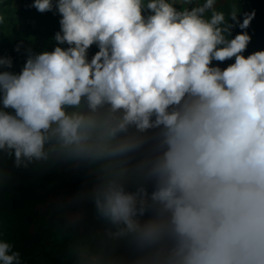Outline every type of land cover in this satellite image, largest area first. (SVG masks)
Returning a JSON list of instances; mask_svg holds the SVG:
<instances>
[{
  "label": "clouds",
  "instance_id": "obj_1",
  "mask_svg": "<svg viewBox=\"0 0 264 264\" xmlns=\"http://www.w3.org/2000/svg\"><path fill=\"white\" fill-rule=\"evenodd\" d=\"M217 4L28 5L60 29L19 73L0 57V150L88 164L105 227L77 264H264V50L244 55L254 11Z\"/></svg>",
  "mask_w": 264,
  "mask_h": 264
},
{
  "label": "rangeland",
  "instance_id": "obj_2",
  "mask_svg": "<svg viewBox=\"0 0 264 264\" xmlns=\"http://www.w3.org/2000/svg\"><path fill=\"white\" fill-rule=\"evenodd\" d=\"M239 1L218 0L217 10L225 12L227 18V14L235 6L241 18L245 10ZM21 2L29 5L32 0ZM195 2L203 3L204 0ZM9 3L11 0H0V13L5 17L4 23L0 24L1 29L7 35H22L27 46L16 47L10 39L0 37V57H10L12 68L8 70L19 73L25 62L14 57L12 51L24 61L29 55L52 51L56 46L53 37L57 30L48 26L44 32L42 27L29 32L10 16L12 13L4 12L11 7ZM237 29L238 27L233 30V36ZM96 51L98 48L93 45L89 56ZM253 52L254 49H248L244 55ZM233 62L234 58L225 61L226 64ZM79 162L76 158H66V163L61 168L57 165L54 153H50L46 160L33 159L30 174L37 186L35 191L38 198L28 208L0 210V243L10 245L8 255L18 253L13 264H77L80 245L98 240V233L105 227L104 222L96 216L94 204H90L85 197L82 198L80 191L70 187L77 177ZM84 172L83 180L90 193L95 181L86 162ZM0 264L3 262L0 261Z\"/></svg>",
  "mask_w": 264,
  "mask_h": 264
},
{
  "label": "trees",
  "instance_id": "obj_3",
  "mask_svg": "<svg viewBox=\"0 0 264 264\" xmlns=\"http://www.w3.org/2000/svg\"><path fill=\"white\" fill-rule=\"evenodd\" d=\"M239 3L244 6V13L255 12V16L251 21L250 27L247 29L251 35L252 40L248 46V49L264 50V0H240ZM11 6L5 9V13H12L10 16L17 20L21 27L30 31H34L37 28L42 27L43 32L49 26L55 28L57 31L60 29L59 16L53 15L51 12L40 14L34 8H29L26 2L21 0H11L9 3ZM13 5V6H12ZM2 14V13H0ZM243 15L241 16L242 22ZM241 31L239 28L237 32ZM0 37L10 39L14 42L15 46H27V41L20 34L7 35L3 32L0 26ZM247 49V50H248ZM12 55L19 58L22 63L20 55L12 51ZM228 64L221 63V68L226 67ZM47 147V146H46ZM55 154L57 165L63 168L66 163V158ZM34 159V158H33ZM33 159L29 161L27 158L22 157L21 164L17 166L15 162L14 151L11 155L5 150H0V210H19L22 208H28L37 198L38 195L35 191L37 187L32 181L30 174V167ZM84 164L80 161L78 164L77 177L73 183L70 184L76 191H80L84 197L93 204L90 196L87 194L89 190L84 183ZM27 165V167H25Z\"/></svg>",
  "mask_w": 264,
  "mask_h": 264
}]
</instances>
